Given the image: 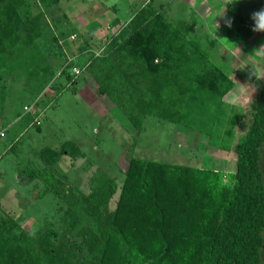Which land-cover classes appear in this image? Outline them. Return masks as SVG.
Instances as JSON below:
<instances>
[{
    "label": "trees",
    "instance_id": "1",
    "mask_svg": "<svg viewBox=\"0 0 264 264\" xmlns=\"http://www.w3.org/2000/svg\"><path fill=\"white\" fill-rule=\"evenodd\" d=\"M25 0H0V71L8 60L37 46L42 28ZM227 29L240 39L255 31L238 2L226 4ZM231 19V27L225 23ZM117 22V21H115ZM206 38V37H205ZM197 36L195 25H174L148 0L129 22L104 39L99 56L68 60L58 78L76 84L89 72L94 94L135 141L146 118L185 127L236 157L231 187L220 172L131 159L113 211L118 187L113 178L94 179L89 194L49 183L37 196L70 200L86 217L73 220L69 236L30 232L13 217L0 215V264H261L264 247V90L251 105V123L233 146L237 119L227 116L225 96L236 82L212 54L216 42ZM73 67L79 68L72 74ZM49 87L57 86L54 75ZM56 78V79H55ZM60 84V83H59ZM230 126L225 128V123ZM62 156L85 157L73 141L45 147L40 157L55 166ZM38 176L39 172L31 173Z\"/></svg>",
    "mask_w": 264,
    "mask_h": 264
},
{
    "label": "rangeland",
    "instance_id": "2",
    "mask_svg": "<svg viewBox=\"0 0 264 264\" xmlns=\"http://www.w3.org/2000/svg\"><path fill=\"white\" fill-rule=\"evenodd\" d=\"M147 1L25 0L30 16L40 17L42 30L35 41L37 46L11 57L0 71V126L11 125L0 143L8 149H0L1 216L13 217L30 232L42 229L69 236L75 231L69 228L71 222L86 223V217L70 205V200L52 194L39 198L45 179L72 187L75 193L89 194L96 177L113 178L118 187L109 203L113 211L131 159L215 170L227 176L222 178L223 186L231 187L236 164L233 151H222L198 132L153 117L146 118L135 141L117 113L98 100L94 94L96 83L89 72L75 85L64 86V79L58 78L67 60H86V56H80L86 44L99 53L105 49V37L127 24ZM231 1L151 0L168 22L194 24L197 36L217 43L212 54L236 82L224 98L227 116L237 119L234 146L246 134L251 105L264 90V32L255 31L248 39H240L229 31L222 14ZM236 1L241 15L254 27L252 15L264 9V0ZM206 38L203 43L208 45ZM54 75L58 83L51 88ZM229 126L228 121L225 128ZM65 141L77 143L85 157L71 160L62 156L55 166L46 165L40 151L45 147L59 149ZM261 169L264 176V146ZM34 171L39 175L33 176Z\"/></svg>",
    "mask_w": 264,
    "mask_h": 264
},
{
    "label": "clouds",
    "instance_id": "3",
    "mask_svg": "<svg viewBox=\"0 0 264 264\" xmlns=\"http://www.w3.org/2000/svg\"><path fill=\"white\" fill-rule=\"evenodd\" d=\"M252 19L254 20V31L264 32V9L253 13ZM225 23L227 26L231 27V19H226Z\"/></svg>",
    "mask_w": 264,
    "mask_h": 264
},
{
    "label": "built area",
    "instance_id": "4",
    "mask_svg": "<svg viewBox=\"0 0 264 264\" xmlns=\"http://www.w3.org/2000/svg\"><path fill=\"white\" fill-rule=\"evenodd\" d=\"M88 52H90V53H93V54H95V55H97V56H99V52H96V51H93V50H89ZM67 63H68V60H67ZM65 65L61 68V70H64L65 69ZM71 73L72 74H78L79 73V68H77V67H73L71 70ZM60 74V72L58 73V75ZM25 109H27L28 110V108H25ZM7 129V127L6 128H4V129H2V130H0V143H1V141L6 137V130Z\"/></svg>",
    "mask_w": 264,
    "mask_h": 264
},
{
    "label": "crops",
    "instance_id": "5",
    "mask_svg": "<svg viewBox=\"0 0 264 264\" xmlns=\"http://www.w3.org/2000/svg\"><path fill=\"white\" fill-rule=\"evenodd\" d=\"M24 109H25V108H24ZM8 111H9V109L5 107V115H8V114H9ZM5 115H4V116H5ZM8 126H11V125L2 124V125L0 126V130H2V129H4L5 127H8ZM6 134H7V133H6ZM1 145H2V144H0V149L2 150V152H6L8 149H6V148H2ZM1 155H2V153H0V156H1Z\"/></svg>",
    "mask_w": 264,
    "mask_h": 264
}]
</instances>
